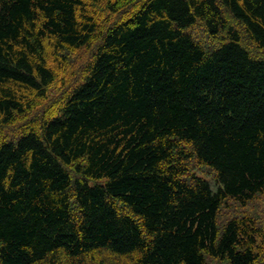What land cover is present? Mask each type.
Wrapping results in <instances>:
<instances>
[{
    "label": "trees",
    "instance_id": "1",
    "mask_svg": "<svg viewBox=\"0 0 264 264\" xmlns=\"http://www.w3.org/2000/svg\"><path fill=\"white\" fill-rule=\"evenodd\" d=\"M251 45L264 0H0V127L32 118L0 139V264H258V222L219 220L264 197ZM80 51L79 83L49 107Z\"/></svg>",
    "mask_w": 264,
    "mask_h": 264
},
{
    "label": "rangeland",
    "instance_id": "2",
    "mask_svg": "<svg viewBox=\"0 0 264 264\" xmlns=\"http://www.w3.org/2000/svg\"><path fill=\"white\" fill-rule=\"evenodd\" d=\"M96 7H97V4H96L95 8ZM191 33L196 38V40L201 41L202 44L204 43L205 45H213V44L218 45V43H220L219 38L212 40V38H209L207 36V34L203 33L200 30H198V31L192 30ZM250 49L252 51L254 50L255 54H257L261 57L264 56V51H258L252 45L250 46ZM64 58H65L64 60L69 58L68 62L66 64H64L65 67L67 66L68 70L66 72H63L62 71L63 70L62 69L63 64H62V66L59 69L62 72L61 73H59V71L57 72L60 77L49 88V91H48L47 102L49 104V107L56 104L61 95L62 96L65 95L67 91H68L67 92V94H68L70 92V90H72L79 83L78 77L81 76L80 72L82 71V68L86 63L87 54H86V52H82V51L73 52L69 55V57L67 55V56H64ZM50 63L52 64V59H50ZM40 103L41 104H39V107H38L39 110L42 108L44 102L40 101ZM33 118H35V117H33ZM31 119L32 118L29 117V118L25 119V122H23V118L18 117L11 128L5 129L3 127H0V139H7V138L8 139H15V137H18L20 135V133H21L20 130L22 129V127H24V125H27L28 120H31ZM187 169L189 171L188 174L203 177L204 179H206L211 184V186L214 190L217 189V182H216L215 173L211 168L203 166V165L199 166L197 163H195L193 161V162H190L189 164H187ZM236 216H238V217L239 216H248V217L254 218L258 222V224L261 226L260 228L263 229L262 232H264V197H259L258 199H256L255 203L249 205L247 207V209H245V210L240 208L238 205H236L233 202H228V204H226L222 208V210L220 212L219 220L222 223H225V222H227V220H229L233 217H236ZM258 250H259V254L261 256L258 264H264V242H262L258 245Z\"/></svg>",
    "mask_w": 264,
    "mask_h": 264
}]
</instances>
